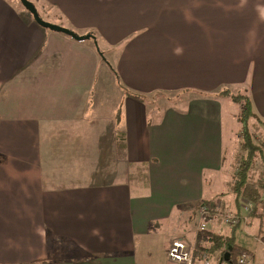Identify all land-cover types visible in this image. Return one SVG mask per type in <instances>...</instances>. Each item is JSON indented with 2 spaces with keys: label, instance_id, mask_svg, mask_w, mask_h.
<instances>
[{
  "label": "crops",
  "instance_id": "0c3cea01",
  "mask_svg": "<svg viewBox=\"0 0 264 264\" xmlns=\"http://www.w3.org/2000/svg\"><path fill=\"white\" fill-rule=\"evenodd\" d=\"M37 2L49 20L95 40L45 31L17 1L0 0V264H140L149 250L138 244L155 229L168 263L181 240L203 264V202L244 219L225 230L216 214L207 232L264 264V210L245 220L231 179L225 203L203 196L216 186L209 170L229 163L232 176L241 141L232 131L237 140L225 143V91L243 88L264 124V0ZM95 46L113 55L124 93L108 118L93 115L104 91L105 52ZM173 93L199 99L150 102Z\"/></svg>",
  "mask_w": 264,
  "mask_h": 264
},
{
  "label": "rangeland",
  "instance_id": "374dc122",
  "mask_svg": "<svg viewBox=\"0 0 264 264\" xmlns=\"http://www.w3.org/2000/svg\"><path fill=\"white\" fill-rule=\"evenodd\" d=\"M15 1H17V8L20 9V7H21V9H23L25 11L27 17L33 23H35L31 14L25 10V8L22 6L20 1L19 0H15ZM31 2L36 6L37 9L39 8V10L42 14L40 16H42V19L44 21L57 25L56 20H49L48 19L49 18L47 16L48 12L42 10V7H41L42 4L40 2H37V0H31ZM34 2H37V3H34ZM44 6H46V5L44 4ZM45 31H48V30L45 29ZM87 43L89 45H92V46L95 45V44H93V41H87ZM96 49L99 52H100L99 49H101L102 52H105L104 53L105 55L103 53H101L103 55L104 62H101V63L99 62V66H98L99 68H98L96 93H99L100 90L101 91L104 90V91L101 92V96H97L98 101L95 103V109L93 111V115L97 118H99L98 116H103V117L108 118V116L115 113L117 105H119L123 101L124 93L122 92L121 88L119 87L115 75H113V73L110 71L111 70L109 68L110 65H108L109 62L112 64L113 55L110 53L107 54L105 48H103L102 46H100V47L97 46ZM107 59L109 62L107 61ZM229 88H232L231 90L234 92V94H239L237 92L240 90L242 92H244V89L241 87H238V86H232ZM233 92H231V93H233ZM97 95H99V94H97ZM189 98H190V100H189ZM196 98H198V97H195L194 95L191 96V94L173 93V94H169V95L151 96L150 102L154 100L158 106H162V107H165L167 105H169V106L175 105V104L177 106H183L184 107L185 104L188 105L189 103H191V101H193V99H196ZM188 100H189V102L186 103V101H188ZM221 101L223 103V105H222V108H223L222 113L223 114L222 115H223L224 124L226 126L225 133H226L227 138L225 139V143L226 144H232L237 140V137H235V139L231 138V137H229V134H231V132L234 131L235 132L234 135H236V134L238 135L239 132L244 130L245 128L242 124H239L237 121V117H238L237 105L230 98H227V99L221 100ZM254 123H256V122L253 121V123L248 125L249 131L251 133H254V134L256 133V135L264 143V124L260 123L261 125H260V127H258L257 124L254 125ZM232 128H234V129L232 130ZM223 167L224 168L222 169L223 170L222 174H218V171H210L209 170V181H212L214 184H216V186L214 185V189L212 191H209V194L205 191V193L203 195L205 199L213 200L218 205H221V203H225V200L227 201L228 197H226V195H225V193H227V191L224 189V187H225L224 183L228 182L229 181L228 179H232L231 172H230V164L225 163ZM220 184L223 186H220ZM219 193H221V194H219ZM242 215H246V213L243 211ZM220 216H222V215H220ZM196 223H197V221L195 222V224ZM222 224L224 225V229L226 230L227 229L226 227H228V226L225 225L224 223H222ZM162 230H163V232L166 233V235H169V231L166 228H163ZM158 234H160V233H158ZM237 236L239 239H241V238L243 239V238L247 237L245 234H241V233H238ZM178 241H181V240H178ZM138 246L140 247V249L149 250V254L147 252V254H145L144 257H140L138 259L140 264H170L171 263L170 261H169L170 263H168L167 258H165V252L162 250V246L156 248V229L154 231L151 230L150 233L148 234V236L144 240L139 242ZM224 264H227V263H224Z\"/></svg>",
  "mask_w": 264,
  "mask_h": 264
},
{
  "label": "trees",
  "instance_id": "16d2710c",
  "mask_svg": "<svg viewBox=\"0 0 264 264\" xmlns=\"http://www.w3.org/2000/svg\"><path fill=\"white\" fill-rule=\"evenodd\" d=\"M101 57L103 58L102 54ZM224 95L230 97L239 107L238 121L245 128L240 134L241 141L232 164L233 174L230 192L235 195L239 206L243 207V205L248 203L253 206L252 211L249 213L250 217L256 209L264 210V143L256 133L249 131L248 125L254 121L256 122L254 125L257 124L260 127L262 122L256 115L252 100L247 94H232L225 91ZM137 98L143 100L144 97L138 95ZM203 203L211 204L209 202ZM207 231L199 233L196 258L206 254L205 256L208 259H212L211 254L220 251L219 261L225 254L231 253L232 264H236L237 258L242 251L235 245L233 238L211 234ZM230 248H232L231 251ZM215 262L217 263L218 261L215 260Z\"/></svg>",
  "mask_w": 264,
  "mask_h": 264
},
{
  "label": "built area",
  "instance_id": "2783aa9c",
  "mask_svg": "<svg viewBox=\"0 0 264 264\" xmlns=\"http://www.w3.org/2000/svg\"><path fill=\"white\" fill-rule=\"evenodd\" d=\"M252 209L253 206L250 203L243 205V211L246 213L245 220L248 219ZM216 214L222 215L223 222L228 226L239 225L243 219L241 216L232 213L224 215L222 211L216 210L213 204L203 203L198 210L199 232L207 231L208 224L213 220ZM168 258L171 262L177 264H195L194 252L183 241H174L172 243L168 252ZM203 260V264H211L206 256H204ZM236 264H255L254 257L250 252L242 251L237 258Z\"/></svg>",
  "mask_w": 264,
  "mask_h": 264
},
{
  "label": "water",
  "instance_id": "95a60500",
  "mask_svg": "<svg viewBox=\"0 0 264 264\" xmlns=\"http://www.w3.org/2000/svg\"><path fill=\"white\" fill-rule=\"evenodd\" d=\"M19 1L22 4V6L25 8V10L28 11L32 15L34 21L40 27L47 29V30H50L51 32H54V33H59V34L69 36L78 42H82V41H86V40H90V39L95 40V37L92 35H86L83 37L78 36L77 34H75L73 31H71L69 29H66V28L61 27L59 25L51 24L49 22L44 21L38 12V9L36 8V6L31 1H29V0H19ZM96 44H97V42H96ZM231 250H232V248H230V251ZM223 263L232 264L231 253L225 254V256L220 260V264H223Z\"/></svg>",
  "mask_w": 264,
  "mask_h": 264
}]
</instances>
